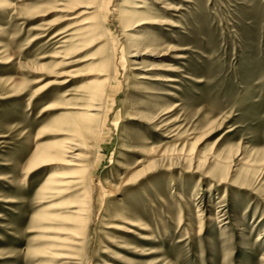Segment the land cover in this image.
Returning a JSON list of instances; mask_svg holds the SVG:
<instances>
[{
  "label": "rangeland",
  "instance_id": "rangeland-1",
  "mask_svg": "<svg viewBox=\"0 0 264 264\" xmlns=\"http://www.w3.org/2000/svg\"><path fill=\"white\" fill-rule=\"evenodd\" d=\"M0 264H264V0H0Z\"/></svg>",
  "mask_w": 264,
  "mask_h": 264
},
{
  "label": "bare ground",
  "instance_id": "bare-ground-1",
  "mask_svg": "<svg viewBox=\"0 0 264 264\" xmlns=\"http://www.w3.org/2000/svg\"><path fill=\"white\" fill-rule=\"evenodd\" d=\"M89 9H92L93 8V6H87ZM68 41V40H67ZM169 80H171V79H169ZM92 97H95L96 98V96L98 95V94H96V93H94L93 91H92ZM68 94L66 93V91H62V92H58L57 94H56V98L55 99H62V98H64V97H66ZM65 105H66V107L67 108H78V109H83V108H80V107H78L77 105H76V103H73V104H71V103H69V102H67V103H65ZM87 109H88V111H99V108H97L95 105H87V107H86ZM86 116H88V117H90L89 119H91V120H93V118H95L97 115L95 114V113H87L86 114ZM91 117H93V118H91ZM68 119V118H67ZM88 119H86V117L83 115H81V116H78V117H73V118H71V125L74 127V129H77V130H79V131H83L84 129H85V127H87V126H89V125H86L87 123L86 122H88L87 121ZM68 121H70V120H68ZM94 122V121H93ZM69 123V122H68ZM90 123V122H89ZM88 123V124H89ZM73 129V130H74ZM91 130V129H90ZM66 144H63L62 145V148H63V150L64 151H66L67 153H71V156H68L69 157V159L70 160H68V161H65L64 159H63V161H65V162H63L62 164H65V163H68V165L70 164H73L74 163V161H76L77 160V155H76V153H74V150L76 149V148H78V147H76V148H73V147H71V146H65ZM71 145H77V144H75V143H72ZM75 147V146H74ZM63 156V155H62ZM37 158L38 159H41V160H46L47 161V159L48 160H50V159H61L60 158V156L59 155H53V154H51V153H40V155H38L37 156ZM36 158V159H37ZM62 160V159H61ZM51 161V160H50ZM59 161V160H58ZM53 163H61V161H59V162H53ZM76 163V162H75ZM74 163V164H75ZM64 177V175H63V173L60 171V170H57V169H55V170H50V171H48V172H46L45 173V183L46 184H48V183H51V184H55V185H57V187H61L62 185H64V180H62V178ZM63 183V184H62ZM50 188V189H52V192H53V194L54 193H56L57 191H59V188ZM54 189V190H53ZM51 192V193H52ZM59 193V192H58Z\"/></svg>",
  "mask_w": 264,
  "mask_h": 264
}]
</instances>
